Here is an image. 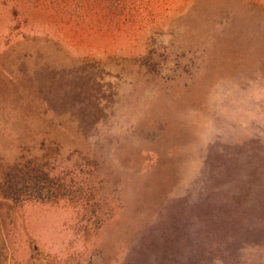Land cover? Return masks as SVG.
Segmentation results:
<instances>
[{
	"label": "rangeland",
	"instance_id": "374dc122",
	"mask_svg": "<svg viewBox=\"0 0 264 264\" xmlns=\"http://www.w3.org/2000/svg\"><path fill=\"white\" fill-rule=\"evenodd\" d=\"M0 264H264V0H0Z\"/></svg>",
	"mask_w": 264,
	"mask_h": 264
}]
</instances>
